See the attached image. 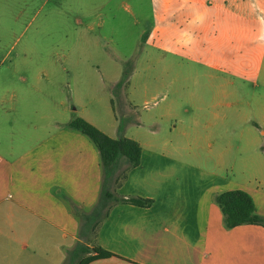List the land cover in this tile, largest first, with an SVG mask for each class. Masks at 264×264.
I'll list each match as a JSON object with an SVG mask.
<instances>
[{"label": "crops", "instance_id": "crops-1", "mask_svg": "<svg viewBox=\"0 0 264 264\" xmlns=\"http://www.w3.org/2000/svg\"><path fill=\"white\" fill-rule=\"evenodd\" d=\"M149 2L163 24L161 115L107 131L82 100L69 108L56 91L0 90V264H64L80 242L111 253L86 264H264V226L228 227L216 201L243 190L264 217V0ZM121 94L134 102L150 82ZM75 116L141 147L111 189L124 200L87 239L72 208L96 203L102 170L92 141L68 125Z\"/></svg>", "mask_w": 264, "mask_h": 264}, {"label": "rangeland", "instance_id": "rangeland-1", "mask_svg": "<svg viewBox=\"0 0 264 264\" xmlns=\"http://www.w3.org/2000/svg\"><path fill=\"white\" fill-rule=\"evenodd\" d=\"M149 1L0 0V90L23 84L28 98L39 96L37 87L56 91L69 108L82 100L107 131L138 114L161 115L163 24ZM124 71L133 74L130 81L113 84ZM148 82L150 95L124 101L123 91ZM120 169L107 176L109 189ZM91 225H82L85 239Z\"/></svg>", "mask_w": 264, "mask_h": 264}, {"label": "trees", "instance_id": "trees-1", "mask_svg": "<svg viewBox=\"0 0 264 264\" xmlns=\"http://www.w3.org/2000/svg\"><path fill=\"white\" fill-rule=\"evenodd\" d=\"M128 72H123L117 85H124L127 81ZM68 125L86 135L98 150L99 162L102 170V185L100 194L96 203L89 210L73 207V212L78 216L82 225H91V231L94 233L100 221L106 216L113 204L124 199L116 196L111 189L105 186L107 176L113 173L114 167L121 165L119 173L115 176L117 185L124 177L126 172L139 164L141 147L137 141L128 137L119 136L111 138L92 123L80 116L73 117ZM119 127L123 124L120 122ZM128 201L138 205H148L149 200L141 198H129ZM216 201L224 215L225 223L228 227H234L241 224H260L264 226V217L254 214V204L250 195L243 190H232L219 193ZM84 223V224H83ZM92 233V234H93ZM92 249L94 253L81 259L76 264H86L87 262L106 258L111 253L102 250L99 247H88L79 243L73 252L69 253L68 260L64 264H73L79 252H89Z\"/></svg>", "mask_w": 264, "mask_h": 264}]
</instances>
